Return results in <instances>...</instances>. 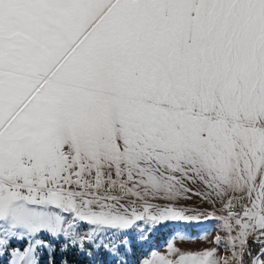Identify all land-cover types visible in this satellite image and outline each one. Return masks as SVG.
Returning <instances> with one entry per match:
<instances>
[{
	"label": "snow or ice",
	"instance_id": "6c2138e0",
	"mask_svg": "<svg viewBox=\"0 0 264 264\" xmlns=\"http://www.w3.org/2000/svg\"><path fill=\"white\" fill-rule=\"evenodd\" d=\"M0 264H264V0H0Z\"/></svg>",
	"mask_w": 264,
	"mask_h": 264
},
{
	"label": "rangeland",
	"instance_id": "374dc122",
	"mask_svg": "<svg viewBox=\"0 0 264 264\" xmlns=\"http://www.w3.org/2000/svg\"><path fill=\"white\" fill-rule=\"evenodd\" d=\"M177 230H184L187 231L192 237H197L200 234L207 232V238L206 239H189V240H176V246L181 248L185 251H198L205 248H212L216 247L212 241L214 240L216 235H223V233L218 232L215 228V225L213 222H206L202 226H193L188 227L186 229L183 228L181 224H175L170 223L167 227L162 228L152 239L151 244L148 246H145L141 252L147 253L149 251V248L155 247L159 250H164L166 247V242L172 238V235ZM221 253H223V250L221 249ZM140 253L138 252V255Z\"/></svg>",
	"mask_w": 264,
	"mask_h": 264
}]
</instances>
